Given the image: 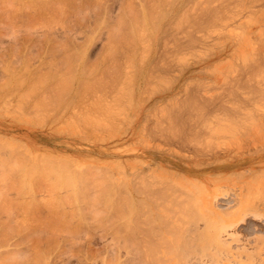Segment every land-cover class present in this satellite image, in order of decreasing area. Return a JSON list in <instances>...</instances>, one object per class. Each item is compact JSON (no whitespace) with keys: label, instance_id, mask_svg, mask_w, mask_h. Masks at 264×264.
I'll return each mask as SVG.
<instances>
[{"label":"rangeland","instance_id":"rangeland-1","mask_svg":"<svg viewBox=\"0 0 264 264\" xmlns=\"http://www.w3.org/2000/svg\"><path fill=\"white\" fill-rule=\"evenodd\" d=\"M11 1L0 0V166L3 162L5 164L2 165L4 168L0 167V235L4 236V241L0 242V259L5 262L1 261L0 264L8 263L4 255L8 257L7 251L15 252L19 248L22 251L31 250L29 254L34 252L32 248L30 250L28 248L33 244V236L30 237L27 247L24 242L26 231H21L23 225L29 223L28 226L31 227L36 224H31L37 214L30 207L37 202H47L46 199L52 201L50 198L54 194L57 196V198L52 197L56 199L55 201L61 198L67 199L66 186L69 184L68 187H71L73 183L66 181L72 178L81 180L83 185L102 182L104 184V181L107 184L113 182L112 184L117 185L120 182L126 184L127 181L126 185L136 183V186H141L144 182L147 183L143 185L149 184V180L162 188L174 187L175 190L178 188V193L174 190L173 195L176 194L172 197H175V200L181 199L183 202L181 200L180 202L185 203L186 206L191 205L189 206L193 208V212L189 206L184 208H189L197 215L198 232L211 231L214 238L219 233L223 239L217 237L211 247L207 244L205 247L209 249L208 251L207 248H202L203 244H201L197 251V264H216L214 261L218 259L222 260V264H264V46L261 47L264 44L262 43L264 42V0L258 3L253 1L249 3L247 0L248 4L245 3L248 7L239 0H175V3L174 0H171L172 2L154 0L162 3L160 5L158 2L155 14L152 12L153 18L157 15V19L152 20H157L155 29L158 27L159 33H156L152 26L155 23H149V18L146 22L149 26H146V23L143 26V28L147 27L145 31L138 30L141 25L138 24L142 21L138 15H143L142 12L144 13L146 2L149 0ZM150 1L147 2L146 12L150 11H148L150 4L154 3ZM46 2L50 5L46 6ZM167 2L175 4L171 7L172 9L176 7L173 9L174 12L180 11L176 13V16L179 14L176 18L177 24L181 18L183 20H180L179 31L173 29L176 27L175 23L171 26L169 24L171 19L169 18V21L168 16L172 17L173 13L172 20L174 21L175 18L170 8L171 3L167 4ZM252 2L256 4L254 8L250 6ZM130 5L132 6L129 7ZM209 8L213 14L216 9L218 11L221 9L223 12L217 11L215 14L219 13L218 16L214 14L216 19L219 17L218 20L223 18L222 20L213 19L212 21H217L216 23L210 21L215 23V28L208 27V19L205 20L209 15H211L209 20L213 16L210 12L207 16L204 15V12L208 13ZM227 8L231 10L227 11ZM166 10L169 15L166 18L161 15L162 17L159 18L166 20L168 24L162 20L163 23L161 22L160 25L158 13ZM165 12L163 14H166ZM184 12L187 16L183 14ZM219 15L223 17L220 18ZM135 16L140 20L138 24L136 23L138 27L135 29L139 34L141 33L140 36L137 34L139 38H134V43L140 39L135 44L136 48L125 38L131 32L130 25L133 24ZM204 21L207 26L205 28ZM46 24L54 28L50 25L49 28ZM163 24L169 25V28H164L166 26ZM147 29L148 32L154 29L156 34L153 36L151 31L149 35ZM170 29L174 33L170 31L171 34L168 33ZM117 31L118 36L115 34ZM165 31L168 36L173 34L175 38V34H178L176 45L175 38L173 42L172 40L169 42L172 36L167 37L168 41L165 38L167 44L159 43L157 37L161 33L163 36L161 35L160 40L162 38L164 40ZM146 34L155 37H150V43L153 44L149 43ZM259 34L262 36L261 45ZM240 36H242L241 41L244 40L241 43H245L244 46L240 44ZM189 37L190 39L192 37V40ZM151 39H154V42ZM144 40L148 41L146 42L148 44ZM178 42L183 44V48L179 45L183 52L179 50ZM144 44L147 47L146 54H144V48L146 50ZM149 44L153 45L154 53L152 49L149 51ZM239 44L243 48L246 44L248 48L252 44V48L246 47L248 50L246 49L245 52L248 54L246 55L245 52L243 54L246 58L249 55L254 56L247 59L239 57L237 51L233 52L238 49L241 53L244 50L243 48L239 50ZM156 45L158 47L165 45L163 49L167 51L171 48V53L172 48L174 50L178 46L179 49L177 48L176 51L179 50L180 54L177 55L180 56L175 54V50L174 54L179 59L176 61L170 51L164 52ZM141 49H143L142 54ZM133 50L138 51L135 53ZM254 52L262 55L259 56L257 53L259 56L257 57ZM165 53L167 55H164ZM143 55L146 57L148 55L147 59ZM162 55L164 57H161ZM137 56L145 58L142 60V57ZM65 60L70 62H64ZM130 61H133V64ZM72 66L75 67V71ZM42 70L44 74L45 71L47 72V81L43 80L45 76L42 77ZM63 74H67L66 79H70L68 82ZM20 77L25 79L22 81L23 84L20 81L21 85H19ZM83 79L84 82H81ZM34 80H38L39 84ZM88 80L93 83L90 84ZM129 82L132 85H128ZM63 85L65 88L62 91ZM29 86H35V89L32 88L35 91ZM58 86L60 87L57 88ZM116 86L118 89L129 87L121 89L123 90L121 92ZM50 89L53 91L51 92ZM22 91L25 97L21 95ZM30 91L32 95H25ZM50 95L52 102L46 100ZM38 96L42 101H46V104L44 102L42 104ZM36 98L41 103L37 102L38 106L33 103ZM47 102L52 106L48 104L49 107ZM41 105H44L46 110ZM101 107L104 112L101 111ZM170 112H174L173 117ZM42 113L45 114H43L45 118L42 117ZM162 154L167 159L166 155L172 157L174 160H170L172 163H179L184 169L191 170L192 175L185 177V174L177 170L173 171V168L165 169L158 160V156ZM10 169H14L11 170L12 174ZM6 174H9V177ZM148 175H151V178ZM177 176L178 179H175ZM110 178L114 180L111 181ZM82 183L76 181L73 185L81 186ZM52 191L54 194H50L53 193ZM29 204L32 205L29 207ZM238 205L245 206L240 211ZM24 207L29 208L24 209ZM22 209L26 211L23 212ZM32 213L35 215L31 216ZM46 213L44 210L43 214ZM183 215L186 218V215ZM27 217L33 222L30 223ZM207 222L210 224L208 225ZM233 223L236 225H230L226 230L224 226ZM8 226V229H13L7 230ZM209 226H213L211 230ZM217 228L220 232L223 229L226 232L217 233ZM8 232L11 235L10 240L7 237ZM3 239L0 238L1 241ZM221 240H226L228 245L222 246Z\"/></svg>","mask_w":264,"mask_h":264},{"label":"bare ground","instance_id":"bare-ground-1","mask_svg":"<svg viewBox=\"0 0 264 264\" xmlns=\"http://www.w3.org/2000/svg\"><path fill=\"white\" fill-rule=\"evenodd\" d=\"M11 1V0H10ZM53 0H51V2H52ZM76 1V0H75ZM79 1V0H78ZM147 1V0H146ZM146 1H144V4H145V2ZM150 1V0H149ZM149 1H147V2H149ZM152 2H154L152 5L150 4V7L148 8V11L149 12H146L147 11V8H146V6H147V2H146V5H145V8H144V13L142 12V10H141V12H142V16H139L138 15V18H141V20L142 21H140L138 18H137V16H135V18H133V21L135 22H133L132 21V23L133 24H131L130 25V33L125 37L129 42H131V43H133L132 45L136 48V46H135V44L136 43H138L139 41H140V39H139V41H137L136 43H134L135 42V39H137V37L139 38V36H140V34H139V31H140V29H142V30H144L145 31V28H147V27H144L143 28V26H144V23H146L147 21H148V18H149V23H151V22H154L155 24H153L152 26H154V29H155V27H156V24H158V23H156V21H154V20H152V19H157V15H155V18H153V13L156 11L155 10V8H158V2L160 1H158V2H156V1H154V0H151ZM150 1V3H152ZM164 1H166V0H164ZM171 1V0H170ZM173 1V0H172ZM171 1V2H172ZM242 1V3L241 4H243L244 6H247V2H249V3H251V1H253L254 3L255 2H260L261 0H258V1H256V0H249V1H247V0H239V2H241ZM247 1V2H246ZM11 2H13V0L11 1ZM77 2V1H76ZM96 2V1H95ZM102 2V1H101ZM162 2V1H161ZM170 2V3H171ZM174 3H175V0L173 1ZM178 2V1H177ZM180 2V1H179ZM238 2V4H240ZM247 4H246V3ZM253 2H252V5H250L251 7L253 6V8L256 6V4L254 5L253 4ZM54 3H56L55 1H54ZM160 3V2H159ZM170 3H168L167 2V4H170ZM172 4L171 3V6H170V8L173 6V5H175V4ZM1 4H2V2H1ZM13 4V3H12ZM157 5V7H154L155 5ZM162 3H160V5H161ZM246 4V5H245ZM48 4H47V2H46V6H47ZM50 5V4H49ZM48 5V6H49ZM54 5V4H53ZM59 6H60V4H58ZM148 5H149V3H148ZM159 5V6H160ZM2 6V5H1ZM45 6V7H46ZM103 6V5H102ZM132 5H130L129 7H131ZM142 6H143V4H142ZM151 6L153 7V11H152V8H151ZM169 6V5H168ZM224 6V5H223ZM227 7V6H226ZM231 7V6H230ZM248 7V6H247ZM246 7V8H247ZM47 8V7H46ZM141 8V7H140ZM162 8H165V7H162ZM169 8V9H170ZM176 9V7H173V9ZM178 8V7H177ZM219 8V7H218ZM220 8H221V6H220ZM250 8V7H249ZM53 9V8H52ZM58 9H59V7H58ZM88 9V8H87ZM95 9V8H94ZM127 9H128V4H127ZM126 9V10H127ZM167 9V8H166ZM169 9H168V12H169ZM172 9V8H171ZM172 9V10H173ZM183 9V8H182ZM230 9V8H229ZM228 8L226 9L227 11L229 10ZM70 10V9H69ZM124 10L125 9H123V12H124ZM184 10V9H183ZM205 10V9H204ZM206 10H207V8H206ZM231 10V9H230ZM250 10V9H249ZM87 11V10H86ZM85 11V12H86ZM177 11H179V10H176V12H174V10L172 11V12H174V21L172 20V18H173V13H172V17L170 16H168L169 15V13L167 12V10H166V14H163L164 12L162 11H158L159 13H158V19H159V24L161 25V22H162V20L163 19H161V18H159L161 15L163 16V18L165 17L166 18V16H168V20L170 21V19H171V22H169V24H170V26H171V24H176V27L175 28H173L174 30H176V29H178V31L181 29V27H179V26H181V21L180 20H182V18L179 20V23L177 24V17H179V14H177V16H176V13H178ZM210 11H212L210 8L208 9V13L207 14H205V12H204V15L205 16H207L208 14H213L212 12H210ZM215 10H213V12H214ZM218 10L216 9V11L214 12V14L217 12ZM221 11V9H219V13H221L220 12ZM246 11V10H245ZM51 12V11H50ZM53 12V11H52ZM130 12V11H129ZM153 12V13H152ZM202 13H203V11H201ZM210 12V13H209ZM46 13H47V11H46ZM59 13H60V11H59ZM76 13V12H75ZM78 13V12H77ZM84 13V12H83ZM134 13V12H133ZM147 13H148V15H147ZM168 13V14H167ZM179 13H180V11H179ZM219 13H217V14H215L216 16H218V14ZM223 13V12H222ZM54 14H58V13H54ZM127 14H129V13H127ZM132 14V13H131ZM130 14V15H131ZM155 14V13H154ZM183 14H185V12L183 13ZM188 14V13H187ZM213 14V16H212V18L209 20V18H210V16L211 15H209V17H207L205 20L207 21V19H208V21H207V24H208V22H209V24H208V27H210V28H215V23L217 22V21H212L213 19L214 20H218V18L216 19V16ZM15 15L16 14H14V17H15ZM49 15V14H48ZM81 15V14H80ZM152 17H151V16ZM165 15V16H164ZM171 15V14H170ZM182 15V14H181ZM186 15V14H185ZM193 15V14H192ZM194 15H195V13H194ZM222 15V14H221ZM221 15H219L220 16V18H222L221 17ZM232 15V14H231ZM50 16V15H49ZM51 16H53V15H51ZM149 16V17H148ZM161 16V17H162ZM176 16V17H175ZM187 16V15H186ZM42 17H44V15L42 16ZM48 17V16H47ZM143 17V18H142ZM53 18V17H52ZM52 18H51V20H52ZM57 18V17H56ZM119 18V17H118ZM170 18V19H169ZM44 19V18H43ZM42 19V20H43ZM120 19V18H119ZM124 19V18H123ZM122 19V20H123ZM160 19H161V21H160ZM223 19V18H222ZM222 19H220V20H222ZM54 20V19H53ZM80 20V19H79ZM121 20V19H120ZM177 20V21H176ZM185 20V19H184ZM187 20V19H186ZM204 20V19H203ZM220 20H218V21H220ZM13 21V20H12ZM48 21H49V19H48ZM118 21V20H117ZM137 21V22H136ZM140 21V22H139ZM164 21V20H163ZM172 21H173V23H172ZM183 21V20H182ZM191 21H193L192 19H191ZM210 21H212V22H215L214 24L212 23V25H210L211 23H210ZM262 21H263V19H262ZM15 22V21H14ZM41 23H42V21H40ZM45 22V21H44ZM46 22H47V20H46ZM45 22V23H46ZM54 22V21H53ZM58 22V21H57ZM119 22V21H118ZM122 22V21H121ZM121 22H120V24H121ZM138 22H139V24H138ZM143 22V23H142ZM185 22V21H184ZM138 25H140V27H142V28H140V27H138L137 26V24ZM163 23V22H162ZM164 23H167L168 24V22L165 20L164 21ZM189 23V22H188ZM192 23V22H191ZM196 23V22H195ZM52 25L54 24V23H51ZM99 24V23H98ZM143 24V25H142ZM147 24V23H146ZM152 24V23H151ZM167 24H163V25H165L166 27H164V28H169L168 26L169 25H167ZM186 24V23H185ZM198 24H200V23H198ZM203 24V23H202ZM50 25V24H49ZM48 24H46V26H49ZM136 25V26H135ZM163 25H162V28H163ZM204 25L205 26H203L204 28L205 27H207L206 26V22L204 21ZM51 26V25H50ZM50 26H49V28H50ZM58 26V25H57ZM61 26V25H60ZM116 26V25H115ZM120 26V25H119ZM135 26V27H134ZM146 26H149L148 24L146 25ZM172 26H175V25H172ZM199 26V25H198ZM197 26V27H198ZM213 26V27H212ZM251 26V25H250ZM42 27V26H41ZM113 27V26H112ZM117 27V26H116ZM138 27V30L139 31H137V29H135V28H137ZM160 27V26H159ZM249 27V26H248ZM14 28V27H13ZM17 28V27H16ZM51 28H54V27H52L51 26ZM111 28V27H110ZM134 28V29H133ZM152 28V27H151ZM163 28V29H164ZM171 28V29H172ZM199 28V27H198ZM153 29V31H152V29H151V31H152V34H153V36L156 34V33H159L158 31H157V29H158V27H157V29H155L156 30V33L154 32L155 30ZM168 30V33H170L172 30ZM119 32H120V30H119V28L117 29ZM161 28H160V32H161ZM165 30V29H164ZM167 30V29H166ZM173 30V31H174ZM110 31V30H109ZM114 31V30H113ZM117 31V33L115 32V34L118 36V32ZM138 33H137V32ZM143 31V32H144ZM151 31H149L148 32V29H147V32H148V34L151 32ZM170 31V32H169ZM248 31V30H247ZM17 32V31H16ZM142 32V33H143ZM174 32H177V31H174ZM174 32H171V33H174ZM257 32H259V31H257ZM162 33V32H161ZM160 33V35H159V37H157V38H159V43L161 42V45L162 44H164V43H166L168 40V38L169 37H173L172 39L170 38L169 40V42H171V40H172V42H173V39L175 38L174 36H173V34L170 36V34H169V36H168V33H167V31H165V34H164V40H163V38L160 40V37H162L163 35ZM178 33V32H177ZM250 33V32H249ZM260 33V32H259ZM92 34H93V32H92ZM111 34H112V32H111ZM137 34H139V36L137 35ZM167 34V35H166ZM180 34V33H179ZM251 34V33H250ZM137 35V36H136ZM147 35V34H146ZM150 35V34H149ZM149 35H147L148 37H149V43L151 42L150 41V37H152V35L151 36H149ZM162 35V36H161ZM178 35V34H177ZM176 34H175V36H176V38H175V41H174V43H175V45L177 44V38H178V36H177ZM143 36V35H142ZM190 36V35H189ZM259 38H260V45L262 44V43H264V42H262L261 41V35L259 34ZM52 37V36H51ZM109 37V36H108ZM122 37V36H121ZM148 37H146V38H148ZM168 37V38H167ZM44 38V37H43ZM119 38V37H118ZM135 38V39H134ZM152 38H155V37H152ZM165 38H166V40L167 41H165ZM241 38H242V36H240V44L242 43V41H244V40H242L241 41ZM133 39H134V41H133ZM144 39V38H143ZM142 39V40H143ZM179 39H180V37H179ZM189 39H190V37H189ZM51 40V39H50ZM147 40V39H146ZM151 40H153V42H154V39H151ZM158 40V39H157ZM190 40H192V37H191V39ZM72 41V40H71ZM112 41V40H111ZM162 41H163V43H162ZM165 41V42H164ZM248 41V40H247ZM247 41H245V42H247ZM264 41V40H263ZM48 42V41H47ZM89 42V41H88ZM125 42V41H124ZM144 42H145V40H144ZM146 42H148V41H146ZM145 42V43H146ZM182 42V41H181ZM181 42H178V43H180V44H178V46L179 45H181L182 46V48H183V42L181 43ZM262 42V43H261ZM58 43V42H57ZM108 43H109V41H108ZM107 43V44H108ZM117 43V42H116ZM158 43V42H157ZM250 43V42H249ZM66 44H67V42H66ZM141 44V43H140ZM146 44H148V43H146ZM146 44H144V46L146 47ZM150 44H153V43H150ZM148 45V47H150L149 48V51L152 49H154V47L152 48V46L153 45ZM167 44V43H166ZM165 44V45H166ZM170 44V43H169ZM173 44V43H172ZM240 44H239V46H240ZM64 46V44H61V46ZM110 45H113V44H110ZM130 45V44H129ZM155 45V44H154ZM158 45V44H157ZM156 45V47H158ZM165 45L164 46H160L159 45V47H160V49L162 48H164L165 47ZM241 45H245V43H243V44H241ZM62 46V47H63ZM117 46V45H116ZM115 46V47H116ZM140 46V45H139ZM169 46V45H168ZM173 46H174V44H173ZM172 46V47H173ZM178 46H177V48H178ZM243 46H240V47H238L239 48V50H240V48H241V50H242V48H243ZM248 46V44H246V46L243 48L244 50H240L241 51V53L238 51V49L237 50H234L233 52H238V53H236L239 57H245L246 58V55L248 54V53H246L245 51H247L249 48H252V44L251 45H249L250 47L248 48L247 47ZM264 46V44H262V46L261 47H263ZM65 47V46H64ZM66 47H67V49H68V46L66 45ZM83 47H84V45H83ZM113 47V46H112ZM158 47V48H159ZM180 47V46H179ZM248 49H247V48ZM108 48V47H107ZM142 48V47H141ZM144 48V47H143ZM166 48H167V46H166ZM175 48V47H174ZM177 48L176 49H174L175 50V52H174V50H173V48H172V53H171V48H170V53H171V55H174L175 56V54L177 55V54H180L179 53V50H181V47H180V49L178 50V51H176L177 50ZM264 48V47H263ZM62 49V48H61ZM72 49V48H71ZM83 49V48H82ZM247 49V50H246ZM64 51L66 50V49H63ZM142 50L143 49H141V54H142ZM151 50V51H152ZM157 50V49H156ZM165 50H166V52H169V51H167V49H163V51L165 52ZM183 50V49H182ZM181 50V52H183ZM49 51V50H48ZM51 51V50H50ZM56 51V50H55ZM63 51V52H64ZM74 51V50H73ZM83 51V50H82ZM112 51V50H111ZM138 51V50H137ZM137 51H134L133 50V52H137ZM146 51H147V47H146V50H145V48H144V54H146ZM253 51H255V50H253ZM80 52V51H79ZM106 52H107V50H106ZM232 52V53H233ZM245 52V54H243ZM52 53V52H51ZM54 53V52H53ZM83 53V52H82ZM107 53H109V52H107ZM117 54H118V52H116ZM131 53V52H130ZM134 53V54H135ZM153 53H154V50H153ZM152 53V54H153ZM162 53V52H161ZM175 53V54H174ZM254 53H256V52H254ZM258 53V55L259 56H261L262 55V53H261V55H260V53L259 52H257ZM257 53H256V56L257 57H259L258 55H257ZM76 54V53H75ZM235 54V55H236ZM241 54V55H240ZM251 54H253L252 52H251ZM67 55H68V53H67ZM80 55V54H79ZM83 55V54H82ZM105 55H107V54H105ZM148 55H150L151 56V54H149L148 53ZM148 55H147V57H148ZM164 55H167L166 53L164 54ZM234 55V54H233ZM242 55H244V56H242ZM64 56H66L65 55V53H64ZM64 56H63V58H64ZM76 56H77V54H76ZM75 56V57H76ZM101 56H102V54H101ZM104 56V55H103ZM143 56H145L146 57V55H143ZM143 56H141L142 57V60L145 58H143ZM173 56V59H179V57L177 58V56H180V55H177V56H175L174 57ZM250 56L251 57H253L252 55H249L247 58H250ZM61 57V56H60ZM137 57H139V56H137ZM141 57H139V58H141ZM147 57H146V59H147ZM161 57H164L163 55L161 56ZM172 57V56H171ZM263 57V56H262ZM36 58V57H35ZM78 58V57H77ZM76 58V59H77ZM246 58V59H247ZM55 59V58H54ZM62 59V58H61ZM79 59V58H78ZM80 59H81V56H80ZM79 59V60H80ZM85 59V58H84ZM114 59V58H113ZM165 59H167V58H165ZM169 59V58H168ZM33 60V59H32ZM67 60V59H66ZM64 61V62H67V61ZM129 60V59H128ZM132 60H133V57H132ZM139 60V59H138ZM162 60H164V59H162ZM31 61V60H30ZM49 61V60H48ZM60 61V60H59ZM62 61H63V59H62ZM125 61H127L126 59H125ZM177 61V60H176ZM45 62V61H44ZM70 62V61H69ZM69 62H67V63H69ZM73 62V61H72ZM110 62V61H109ZM124 62V61H123ZM131 62V61H130ZM139 62V61H138ZM140 62H143V61H140ZM151 62V61H150ZM153 62V61H152ZM52 63V62H51ZM61 63V62H60ZM78 63V62H77ZM132 64H133V61L131 62ZM137 63V62H136ZM166 62H164V64H165ZM172 63H173V60H172ZM176 63V62H175ZM6 64V63H5ZM25 64V63H24ZM44 64V63H43ZM42 64V65H43ZM46 64V63H45ZM72 64V63H71ZM83 64V63H82ZM128 64V63H127ZM143 64H144V62H143ZM170 64V62L168 63V65ZM10 65V64H9ZM69 65V64H68ZM91 65V64H90ZM125 65V64H124ZM167 65V64H166ZM168 65H167V67H168ZM177 65V64H176ZM25 66V65H24ZM47 66H48V64H47ZM63 66V65H62ZM65 66V65H64ZM75 66V65H74ZM74 66H72V67H74ZM77 66V65H76ZM138 66H140V64L138 65ZM7 67V66H6ZM52 67V66H51ZM70 67V66H69ZM92 67H94V65L92 66ZM91 67V68H92ZM173 67H175V66H173ZM5 68V67H4ZM27 68V67H26ZM38 68H39V66H38ZM54 68V67H53ZM65 68H66V66H65ZM89 68V67H88ZM115 68V67H114ZM123 68V67H122ZM125 68V67H124ZM48 69V68H47ZM51 69V68H50ZM70 69V68H69ZM86 69V68H85ZM90 69V68H89ZM112 69V68H111ZM142 69V68H141ZM27 70V69H26ZM46 70V69H45ZM74 71H75V67H74V69H73ZM81 70H82V68H81ZM5 71V70H4ZM17 71V70H16ZM54 71H56V70H54ZM66 71V70H65ZM70 71H72V68H71V70ZM89 71V70H88ZM110 71V70H109ZM21 72V71H20ZM85 72V71H84ZM92 72H93V70H92ZM102 72V71H101ZM120 72H121V70H120ZM40 73V72H39ZM42 73H43V70H42ZM45 73L46 74H42V77L43 76H45V78H43V80L45 79L46 81H47V72L45 71ZM81 73H82V71H81ZM89 73V72H88ZM11 74V73H10ZM19 74V73H18ZM33 74V73H32ZM38 74V73H37ZM70 74V73H69ZM90 74V73H89ZM30 75V74H29ZM63 75H65V74H63ZM81 75V74H80ZM149 75V74H148ZM163 75V74H162ZM23 76H24V74H23ZM32 76V75H31ZM52 76V75H51ZM66 76H67V74L65 75V79H66ZM69 77L71 76V74L70 75H68ZM101 76H102V74H101ZM16 77V76H15ZM38 77V76H37ZM39 77H41V75H39ZM38 77V78H39ZM64 77V76H63ZM160 77H161V75H160ZM14 78V77H13ZM17 78H18V75H17ZM21 78V77H20ZM36 78V77H35ZM68 78V77H67ZM72 78V77H71ZM100 78V77H99ZM113 78V77H112ZM146 78V77H145ZM149 78H150V75H149ZM152 78V77H151ZM154 78V77H153ZM29 79V78H28ZM32 79H33V77H32ZM57 79V78H56ZM98 79V78H97ZM102 79V78H101ZM108 79V78H107ZM128 79V78H127ZM4 80V79H3ZM6 80V79H5ZM15 80H17V79H15ZM67 80V82L70 80H68V79H66ZM115 80V79H114ZM113 80V81H114ZM130 80V79H129ZM132 80V79H131ZM157 80V79H156ZM166 80V79H165ZM22 81H25V79L23 80V77L19 80V85H21V82ZM34 81H36V83H38V80H34ZM85 81H87L86 79H85ZM89 81V80H88ZM99 81H100V79H99ZM102 81V80H101ZM126 81V80H125ZM5 82V81H4ZM8 82V81H7ZM32 81H30V83H31ZM45 82V81H44ZM58 82V81H57ZM81 82H84V79L81 81ZM90 82V81H89ZM92 82V81H91ZM91 82H90V84H91ZM106 82H108V81H106ZM126 82H128V81H126ZM126 82H124L125 84H127ZM160 82V81H159ZM175 82H176V80H175ZM29 83V84H30ZM33 83V82H32ZM85 83H87V82H85ZM93 83V82H92ZM114 83V82H113ZM124 83H123V85H124ZM131 83H132V81H131ZM163 83V82H162ZM171 83V82H170ZM16 84H18V82L16 83ZM22 84H23V82H22ZM39 84V83H38ZM55 84V83H54ZM53 84V85H54ZM58 85H59V83H57ZM66 84V83H65ZM71 84V83H70ZM89 84V83H88ZM87 84V85H88ZM103 84V83H102ZM115 84V83H114ZM130 84V82L128 83V85ZM132 84H134V83H132ZM132 84H130V85H132ZM141 84V83H140ZM161 84V83H160ZM7 85V84H6ZM85 85V84H84ZM92 85H94V84H92ZM163 85V84H162ZM161 85V86H162ZM5 86V85H4ZM38 86V85H37ZM40 86V85H39ZM57 86V85H56ZM60 86H61V83H60ZM60 86H58L57 88H59ZM91 86V85H90ZM105 86V85H104ZM125 86V85H124ZM165 86V85H164ZM168 86V85H167ZM7 87V86H6ZM18 87V86H17ZM21 87V86H20ZM40 87H42V86H40ZM81 87H83V86H81ZM93 87V86H92ZM112 87V86H111ZM117 87V86H116ZM122 87V86H121ZM127 87H129V86H127ZM127 87H125V88H127ZM163 87V86H162ZM161 87V88H162ZM170 87V86H169ZM29 88H36L35 86L34 87H30L29 86ZM28 88V89H29ZM52 89L54 88V87H51ZM56 88V87H55ZM65 87H64V85H63V87H62V91H63V89H64ZM83 88H86L85 86L83 87ZM89 88H91V87H89ZM101 88V87H100ZM124 88V89H125ZM132 88V87H131ZM1 89V88H0ZM27 89V88H26ZM27 89V90H28ZM40 89V88H39ZM67 89V88H66ZM96 89H97V87H96ZM103 89H104V87H103ZM117 89H118V87H117ZM121 89H123V88H119L118 89V91L120 90L121 91ZM123 89V90H124ZM27 90H26V92H27ZM30 90V89H29ZM33 90V89H32ZM37 90H38V88H37ZM36 90V91H37ZM53 90H56V89H53ZM52 90V91H53ZM58 90V89H57ZM60 91H61V88L59 89ZM58 90V92H60ZM122 90V91H123ZM128 90V89H127ZM137 90V89H136ZM1 91V90H0ZM24 91V90H23ZM22 91V93H21V95L24 93ZM33 91H35V90H33ZM50 91H51V89H50ZM51 91V92H52ZM65 91V90H64ZM83 91V90H82ZM96 91V90H95ZM105 91V90H104ZM121 91V92H122ZM129 92H131L130 91V89L128 90ZM128 91H127V93H128ZM16 92V91H15ZM29 92V91H28ZM44 92V91H43ZM49 92V91H48ZM120 92V93H121ZM125 92V91H124ZM132 92H133V90H132ZM35 92H33V94H34ZM45 93V92H44ZM54 93V92H53ZM55 93H56V91H55ZM83 93H85V92H83ZM152 93V92H151ZM42 94V93H41ZM49 94V93H48ZM59 94V97H60V93H58ZM58 94H57V96H58ZM100 94V93H99ZM116 94V93H115ZM25 95H32V92L30 91V93H26ZM45 95V94H44ZM102 95V94H101ZM124 95H125V93H124ZM127 95V94H126ZM126 95H125V97H126ZM3 96V95H2ZM23 96H24V94H23ZM22 96V97H23ZM82 96H84V95H82ZM25 97V96H24ZM39 97V96H38ZM43 97H45V96H43ZM97 97V96H96ZM129 97H131V96H129ZM30 99H31V97H29ZM51 98V95H50V97H49V99L48 98H46V100H48V102H50V99ZM54 98V97H53ZM57 98V97H56ZM99 98V97H98ZM126 98H128V96L126 97ZM7 99V98H6ZM22 99V98H21ZM23 99H27V98H23ZM39 99L41 100V98L39 97ZM39 99H35V102H33L34 104L36 103V106H38V104H37V102L38 103H40L39 102ZM55 99V98H54ZM60 99H62V97H60ZM59 99V100H60ZM85 99V98H84ZM150 99V98H149ZM36 100H38V101H36ZM96 100V99H95ZM171 100V99H170ZM27 101V100H26ZM25 101V102H26ZM42 101V100H41ZM57 101H58V99H57ZM101 101V100H100ZM129 101H131V99L129 100ZM4 102V101H3ZM2 102V103H3ZM43 102L45 103L46 101H42V104H43ZM47 102V105L49 104L50 106H52L50 103H48ZM51 102H52V100H51ZM141 102H142V99H141ZM24 103V102H23ZM55 103V102H54ZM54 103H52V104H54ZM59 103V102H58ZM176 103V102H175ZM174 103V104H175ZM179 103V102H178ZM41 104V103H40ZM40 104H39V106H40ZM46 104V103H45ZM44 104V105H45ZM60 104V103H59ZM130 104V103H129ZM44 105H41V106H43L44 107ZM48 105V106H49ZM100 105H101V102H100ZM100 105H98L97 107H99ZM177 105V104H176ZM35 106V105H34ZM46 106V105H45ZM49 106V107H50ZM54 106V105H53ZM131 106H132V104H131ZM178 106V105H177ZM49 107H48V109H49ZM55 107V106H54ZM58 107V106H57ZM125 107V106H124ZM123 107V108H124ZM36 108V107H35ZM45 108V107H44ZM46 108H47V106H46ZM46 108H45V110H46ZM128 108V107H127ZM130 109H131V107H129ZM128 108V109H129ZM40 109H41V107H40ZM99 109H100V107H99ZM36 110V109H35ZM41 110H43V109H41ZM40 110V111H41ZM126 110V109H125ZM164 110V109H163ZM48 111V110H47ZM46 111V113H48ZM51 111V110H50ZM49 111V112H50ZM101 111H103L104 112V110H102V107H101ZM43 112H44V110H43ZM174 112H170V115L173 117V114ZM43 114L44 113H42V117L43 118H45L44 116H43ZM97 114V113H96ZM102 114V113H101ZM105 114H107V113H105ZM148 114V113H147ZM45 115V114H44ZM87 116V115H86ZM89 116V115H88ZM96 116V115H95ZM85 117V116H84ZM112 117V116H111ZM42 118V119H43ZM103 118V117H102ZM101 118V119H102ZM41 119V120H42ZM96 119H98V118H95V120ZM101 119H100V121H101ZM44 120V119H43ZM84 120V119H83ZM99 120V119H98ZM97 122H99V121H97ZM94 124H95V122H94ZM12 151V150H11ZM16 152V151H15ZM167 157H168V159L165 157V155H159L158 157L160 158H158V160L160 161V163L163 165V167L165 168V169H169V168H173L174 170L173 171H179L180 173H182V174H185V177H189V176H187V175H192V171L191 170H189L188 168H185L184 169V167L182 166V165H180L179 163H172L170 160H172V161H174L173 160V158L172 157H170V156H168V155H166ZM17 159V158H16ZM9 161V160H8ZM19 161V160H18ZM10 162V161H9ZM15 162V161H14ZM177 162V161H176ZM7 163V162H6ZM12 163H13V161H12ZM11 163V165H13ZM42 163V162H41ZM123 163V162H122ZM3 164H4V162H3ZM2 164V165H3ZM16 164V163H15ZM1 165V166H2ZM5 165V164H4ZM10 165V164H9ZM0 166V167H1ZM47 166V165H46ZM46 166H44V168L46 167ZM3 167V166H2ZM21 167V166H20ZM38 167V166H37ZM229 167H232V166H229ZM229 167H225V168H229ZM4 168V167H3ZM43 168V169H44ZM11 170H14V169H10V174H12L11 173ZM39 170V169H38ZM53 170V169H52ZM57 170V169H56ZM61 170V169H60ZM7 171H8V169H7ZM55 171V170H54ZM95 171V170H94ZM135 172V171H134ZM166 172V171H165ZM178 172V173H179ZM5 173V172H4ZM41 173V172H40ZM52 173V172H51ZM64 173V172H63ZM62 173V174H63ZM179 173V174H180ZM38 174V173H37ZM65 174V173H64ZM67 174V173H66ZM181 174V175H182ZM7 175V174H6ZM9 175V174H8ZM7 175V177H9ZM32 175H33V173H32ZM55 175V174H54ZM60 175V174H59ZM59 175H58V178H59ZM145 175V174H144ZM178 175V174H177ZM18 176V175H17ZM41 176V175H40ZM149 176V175H148ZM151 176V175H150ZM149 176V177H150ZM174 176H176V174L174 175ZM20 177H21V175H20ZM37 177V176H36ZM36 177H34V178H36ZM57 176H55V178H56ZM66 177V176H65ZM68 177V176H67ZM72 177V176H71ZM74 177V176H73ZM79 177H81V176H79ZM12 178V177H11ZM23 178H25V177H23ZM33 178V179H34ZM44 178V177H43ZM48 178V177H47ZM63 178H64V176H63ZM68 178H70V177H68ZM148 178V177H147ZM151 178V177H150ZM163 178V177H162ZM180 178V177H179ZM15 179V178H14ZM29 179V178H28ZM46 179V178H45ZM77 178H72V179H67V183H73V184H75V182L77 181H79V183H82V181L81 180H76ZM89 179V178H88ZM145 179V178H144ZM175 179H178V176H177V178L175 177ZM5 180V179H4ZM8 180H10V179H8ZM18 180V179H17ZM60 180V179H59ZM109 180V179H108ZM110 180L111 181H113L114 179H111L110 178ZM122 180V179H121ZM139 180V179H138ZM181 180V179H180ZM13 181V180H12ZM54 181H55V179H54ZM101 181V180H100ZM107 181V180H106ZM6 182V181H5ZM22 182H23V180H22ZM58 182V181H57ZM66 182H64L63 184L65 185L66 184ZM95 182V181H94ZM99 182V181H98ZM132 182V181H131ZM142 182V181H141ZM152 182V183H151ZM156 182V181H155ZM7 183V182H6ZM13 183V182H12ZM103 183V182H102ZM102 183H100V184H94V185H86V184H84L83 185V183H82V185L81 186H79L78 184V186H75V185H73L72 184V186H71V184H70V186L71 187H68L69 186V184H67L68 186H66V197H67V199L66 198H64V200H62V198L59 200V199H57V201H55L56 199H53V198H57V196L54 194V192L53 193H51L50 192V194H54L55 195V197H54V195H50L51 196V198L50 199H52V201H48L47 199H46V201L47 202H37V203H35V204H31L32 206H33V208H32V206L29 204V207L31 208V209H33V211L35 210V214H37L35 217H34V222L32 221V219L31 220H29L28 219V217H27V219H28V221L30 222V221H32L33 223H31V224H34V223H36L35 225H31V227H29L28 226V224H26V226L25 225H23L24 227H22V229L23 230H21V231H26L25 232V244H27V247H28V242L31 240V238L30 237H32L33 236V238H32V240H33V244H31L30 245V247H28L29 248V250L32 248L33 250H34V252L33 253H31V254H29L30 253V251L28 252V250H19V248H18V250H15V252L14 251H7V256L8 257H6V254H4L5 255V259H6V261L8 260V263H4V264H197V261H198V253H197V251H198V247L200 246L201 247V244H203L202 245V248L203 247H205L207 244V246H210L211 247V245L213 244V242L214 241H216V238L217 237H219V239H220V237L221 236H219V233H218V231H219V228H217L218 230H216L217 231V233H218V235L214 238V235H212L211 234V231L210 232H198V220L196 221V218H197V215L196 214H194V213H192L194 210H193V208L191 209L190 208V204H188L187 206H186V204L184 203V204H182V202H180V200H179V198H178V195H176L177 197L176 198H178L177 200H175L174 198L175 197H172V196H175V194L176 193H178L177 192V190L179 191V189L177 188V190H175L174 189V187H173V189L172 188H166V187H159V186H157V184H154V182L153 181H149L148 180V183L149 184H147V185H143V184H145V183H147V182H142V183H140L139 182V184H142L141 186H136V183H132L131 185H126V184H128L127 183V181H126V184H121L122 182H118L119 184H121V185H119V184H112V183H110V182H108V184L107 183H105V181H104V184H102ZM123 183H125V182H123ZM1 184V183H0ZM23 184V183H22ZM21 184V185H22ZM29 184V183H28ZM110 184H112V185H110ZM138 184V183H137ZM9 185V184H8ZM135 185V186H134ZM57 186V185H56ZM10 187H11V185H10ZM13 187V186H12ZM21 187V186H20ZM60 187V186H59ZM57 187H55L54 189H56ZM34 189V188H33ZM59 189V188H58ZM30 190V189H29ZM176 191V193H174V195H173V191ZM49 191V190H48ZM51 191V190H50ZM55 191H57V189L55 190ZM174 191V192H175ZM23 192V191H22ZM28 192V191H27ZM57 194V193H56ZM181 193H179V195H180ZM58 195V194H57ZM49 196V197H50ZM48 197V198H49ZM53 197V198H52ZM180 197V196H179ZM59 198V197H58ZM171 200H170V199ZM174 200H173V199ZM169 199V200H168ZM54 200V201H53ZM162 200V201H161ZM179 200V201H178ZM4 201V200H3ZM161 201V202H160ZM178 202H180V203H178ZM1 203H3V202H1ZM4 205V204H3ZM7 205V204H6ZM173 205V206H172ZM190 205V206H189ZM1 206V205H0ZM10 206V205H9ZM26 206H28V205H26ZM177 206V208H173V207H176ZM184 206L185 207H188L189 206V208L192 210V212H191V210L189 209V208H184ZM239 206V208H240V211H241V208H243L245 205H238ZM3 207V206H2ZM4 207H5V205H4ZM29 207H27V208H29ZM20 208H23V206L21 207L20 206ZM26 207H24V209H27ZM246 208V207H245ZM12 209V208H11ZM238 209V208H237ZM246 209H248V210H250L251 208L250 207H248V208H246ZM1 210V209H0ZM44 210H46V214H43V212H44ZM5 211V210H4ZM9 210H7V212H8ZM22 211H23V209H22ZM24 211H26V210H24ZM23 211V212H24ZM28 211V210H27ZM32 211V210H31ZM172 211H173V213H172ZM244 211H246V210H244ZM243 211V212H244ZM6 212V211H5ZM26 213V212H25ZM172 213V214H171ZM239 213V212H238ZM242 213V212H241ZM9 214V213H8ZM27 214V213H26ZM34 213H32V215L31 216H34L35 215ZM171 214V215H170ZM183 214H185L186 215V218H184L185 216L183 215ZM244 214V213H243ZM250 214V213H249ZM25 215V214H24ZM234 215V214H233ZM245 215V214H244ZM9 218V217H8ZM26 219V218H25ZM24 219V220H25ZM36 219V220H35ZM24 224H25V222H23ZM7 224V223H6ZM207 224L209 225L210 223H208L207 222ZM22 225V224H21ZM230 225H236V224H229V226H224L225 228L227 227H230ZM10 226V225H9ZM9 226L6 228L7 230H9V231H11L10 229H8L9 228ZM18 226V225H17ZM14 227H16V226H14ZM210 227V230L212 229V227L211 226H209ZM224 227H222V228H224ZM18 228H20L19 226H18ZM227 228H226V230H227ZM232 228V227H231ZM214 229V228H213ZM17 229L15 228V231H16ZM226 230H224L223 229V231H222V229H221V231L222 232H226ZM16 232H18V231H16ZM220 232V231H219ZM222 232H220V233H222ZM9 233V232H8ZM15 233V232H14ZM19 233V232H18ZM17 233V234H18ZM5 234H7V232H5ZM12 234H13V232H12ZM206 234L207 235H209L210 234V236H206ZM223 234V233H222ZM221 234V235H222ZM1 237L0 238H2L3 239V237H2V234L0 235ZM9 236H11L10 235V233H9V235H7V237H9ZM206 236V238H204ZM210 237V238H209ZM6 238V237H5ZM204 238V239H203ZM221 239H222V237H221ZM8 240H10V237H9V239ZM24 240V239H23ZM223 240V239H222ZM221 240V245L222 246H224V245H228L227 243V241L225 240V241H222ZM4 241V239L1 241L0 240V242L2 243ZM217 241H219L218 239H217ZM7 242V241H6ZM104 242V243H103ZM202 242H204V243H202ZM206 242V243H205ZM220 243V242H219ZM5 244H7V243H5ZM20 244H22L21 242H20ZM99 244H102L101 246H98ZM14 245H16V244H14ZM18 245V244H17ZM23 245V244H22ZM96 245H97V247H96ZM18 247V246H17ZM199 247V248H200ZM3 248H6V247H3ZM201 248V249H202ZM205 248H207V247H205ZM32 250V251H33ZM203 251H205V249H202ZM209 249L207 248V250L206 251H208ZM3 254V253H2ZM2 258V257H1ZM3 260H4V258H3ZM2 260L0 259V262H1ZM3 262H5V260L4 261H2V263ZM216 264H218L219 262H220V264H222L223 262H222V260H215L214 261Z\"/></svg>","mask_w":264,"mask_h":264}]
</instances>
